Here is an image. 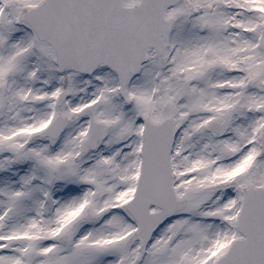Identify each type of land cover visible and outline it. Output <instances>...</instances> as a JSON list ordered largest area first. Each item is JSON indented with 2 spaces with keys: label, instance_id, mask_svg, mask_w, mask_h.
Instances as JSON below:
<instances>
[{
  "label": "snow or ice",
  "instance_id": "1",
  "mask_svg": "<svg viewBox=\"0 0 264 264\" xmlns=\"http://www.w3.org/2000/svg\"><path fill=\"white\" fill-rule=\"evenodd\" d=\"M0 264H264V0H0Z\"/></svg>",
  "mask_w": 264,
  "mask_h": 264
}]
</instances>
